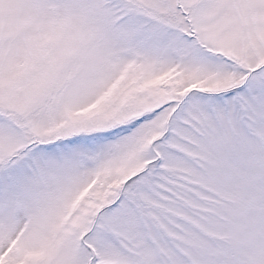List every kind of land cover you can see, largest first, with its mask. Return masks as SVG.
Here are the masks:
<instances>
[{"label":"snow or ice","instance_id":"snow-or-ice-1","mask_svg":"<svg viewBox=\"0 0 264 264\" xmlns=\"http://www.w3.org/2000/svg\"><path fill=\"white\" fill-rule=\"evenodd\" d=\"M0 264H264V0H0Z\"/></svg>","mask_w":264,"mask_h":264}]
</instances>
